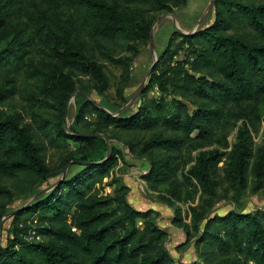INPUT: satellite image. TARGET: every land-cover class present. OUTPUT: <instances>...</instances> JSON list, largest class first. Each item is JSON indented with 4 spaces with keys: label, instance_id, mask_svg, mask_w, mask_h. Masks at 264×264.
<instances>
[{
    "label": "trees",
    "instance_id": "1",
    "mask_svg": "<svg viewBox=\"0 0 264 264\" xmlns=\"http://www.w3.org/2000/svg\"><path fill=\"white\" fill-rule=\"evenodd\" d=\"M57 1L66 12L63 24L35 20L25 38L0 49V101L18 94L30 119L24 126L0 114V177L15 191H28L67 174L12 214L0 264H264L263 209L211 213L221 191L237 203L264 188V133L258 144L253 138L264 129V1L215 0L210 25L172 33L135 110L115 114L127 102L121 85L115 109L77 93L68 129L66 103L76 90L71 71L88 75L98 94L108 90L101 61L127 71L130 59L111 51L148 39L154 13L187 0ZM38 41L53 62L31 64L19 88L2 87ZM184 46L183 58L173 60ZM86 124L93 128L77 130ZM112 140L146 159L140 177L174 208L173 222L192 240L196 259L175 260L157 212L130 204L129 186L113 172L124 157ZM12 194L0 184V198ZM177 203L187 205L189 222H182ZM7 211L0 202V217ZM33 230L41 239L27 240Z\"/></svg>",
    "mask_w": 264,
    "mask_h": 264
},
{
    "label": "rangeland",
    "instance_id": "2",
    "mask_svg": "<svg viewBox=\"0 0 264 264\" xmlns=\"http://www.w3.org/2000/svg\"><path fill=\"white\" fill-rule=\"evenodd\" d=\"M209 2L210 0H187L184 5L173 7L170 10L155 12L148 39L145 41L134 40L130 42L128 50L117 48L115 51H111L115 52L116 57L119 56L130 59L131 63L127 71H124V69L119 66L112 65L107 60L101 61L110 83L109 89L103 91V93L98 94L94 81L88 75H82L71 71L76 90L70 95L66 103V128L68 129L69 125L74 120L77 109V93L106 107V109H115V105L117 104L115 92L117 87L121 85L123 86L124 96L127 100L122 110L127 109L126 112L135 110L138 96L149 82L151 73L159 62V56L168 45L172 33L178 32L183 34L182 32L196 31L210 25L214 21L215 0L210 9H208ZM65 17L66 12H61V7L57 0H0V49L14 45L15 40L25 38L26 34L32 30V25L35 20H38V22L45 20L50 24L52 19L55 20L56 24H63ZM235 26L236 25H234L233 28H235ZM233 28H231L230 31H233ZM185 48L186 46L173 57V60L182 59L186 53ZM154 60H156L155 65L149 72V68ZM51 62H53V60L49 57L46 45L38 41L34 46L29 47L27 53L24 54L20 72H8V74L5 75L6 79L2 87H21L25 80V72L32 68L31 64L47 67ZM125 74H127V78L124 80L123 77ZM143 81L144 85L141 91L138 93V96L132 100ZM122 82H124V84ZM24 106V101L18 94H15L0 101V114L15 117L19 120L20 124L28 126L30 119L26 114ZM122 107L118 108V110ZM90 117L91 116L88 115V118L92 121L93 118ZM92 128L93 126L86 124L78 126L77 130L86 132ZM235 132L236 130L229 136L230 143L234 141ZM263 133V125L259 126L258 131L253 132V138L257 144L263 140ZM112 141L115 146L120 147V152L124 157V161L123 159H119L113 172L121 177L124 183L129 186L127 199L130 204L139 210L154 208L153 210L157 212L154 214L156 224L167 232L164 246L175 260L190 261L194 259L195 253L192 240H188L182 224L173 222L175 214L174 208L171 206L169 208L164 203L158 201L155 197L156 193L149 189L147 183L140 177V174L144 173V170H146L148 162L146 160L140 161L142 159L139 160V158L136 159L129 154L125 148L120 146L118 142L115 140ZM72 145L74 144L72 143ZM51 153L52 152L49 151L48 155ZM62 174L49 176L45 180H39L35 183L33 188L28 191H15L8 179L0 177V184L11 189L13 193L11 197L0 198V202L6 204V209L8 210L6 213L28 204L34 195L54 184L63 176ZM66 174L67 171L64 175ZM108 180L109 178H104L103 181L106 182ZM105 190L108 191V188H105ZM223 194V191H221L219 196L215 198L211 213L224 214L229 210H240L243 212L253 211L254 209L264 210V188L257 192L247 191L237 203H234L227 196H223ZM176 206L180 207L178 212L183 218L182 222L186 223L187 205L177 203ZM157 208L160 209L157 210ZM6 213L0 217L1 246L7 244V239L11 237L12 231V215L6 216ZM26 216L24 215L21 219ZM21 219L20 221H22ZM186 220L188 221V217ZM33 233H35L34 230L31 231V235ZM194 234V232H191V235ZM26 238L27 240L41 239L39 236H34V234L33 237L28 235Z\"/></svg>",
    "mask_w": 264,
    "mask_h": 264
},
{
    "label": "water",
    "instance_id": "3",
    "mask_svg": "<svg viewBox=\"0 0 264 264\" xmlns=\"http://www.w3.org/2000/svg\"><path fill=\"white\" fill-rule=\"evenodd\" d=\"M213 1H214V0H210V2H209V4H208V9H210V8L212 7V3H213ZM193 31H195V30H192V31H189V32H182V33H183V34H189V33L193 32ZM155 61H156V60H154L153 64H151V66H150V68H149V72L153 69V67H154V65H155ZM143 85H144V81L142 82L141 86L139 87L137 93L135 94V96L133 97L132 100H134V99L138 96V93L141 91ZM127 104H128V103H127ZM124 107H125V106H123L121 109H119V110L116 112V114L119 113ZM65 126H66V125H65ZM104 139H105V142H106V145H107V153H106V154H107V156H108V155L110 154L109 142H108V139H107L106 137H104ZM65 171H66V170H64V172H63V174H62L63 176H64ZM58 182H59V180L56 181L54 184H52V185L48 186L47 188H44L43 190H41L40 192H38L36 195L33 196V198L31 199V201H33L34 199H36L37 197H39L40 195H42L44 192H46V191H48L49 189H51L52 187H54V185L57 184ZM31 201H30V202H31ZM30 202H29V203H30ZM29 203H28V204H29ZM26 205H27V204H26ZM26 205H24V206H26ZM19 209H21V207L15 209V210H12V211H10V212H8V213H6V216H8V215H9V216L12 215L14 212H16V211L19 210ZM0 246H1V243H0Z\"/></svg>",
    "mask_w": 264,
    "mask_h": 264
},
{
    "label": "crops",
    "instance_id": "4",
    "mask_svg": "<svg viewBox=\"0 0 264 264\" xmlns=\"http://www.w3.org/2000/svg\"><path fill=\"white\" fill-rule=\"evenodd\" d=\"M137 159V158H136ZM140 159H142V160H140ZM139 160L140 161H144V160H146V159H144V158H139ZM147 168H148V165L146 166V170H144V173L147 171ZM142 174V173H141ZM159 201V200H158ZM161 202V201H160ZM161 203H164V202H161ZM166 206H168L169 208H170V206L169 205H167L166 203H164ZM159 205H162V204H159ZM136 209H138V208H136ZM154 209V208H153ZM158 209H160V208H157V210ZM187 218H185V222H189V218H188V221L186 220ZM195 253V252H194ZM194 259H196V254H195V258ZM194 259H192V260H194ZM192 260H190V261H192ZM186 262H188V261H186Z\"/></svg>",
    "mask_w": 264,
    "mask_h": 264
},
{
    "label": "built area",
    "instance_id": "5",
    "mask_svg": "<svg viewBox=\"0 0 264 264\" xmlns=\"http://www.w3.org/2000/svg\"><path fill=\"white\" fill-rule=\"evenodd\" d=\"M31 237H33V234L32 235H30Z\"/></svg>",
    "mask_w": 264,
    "mask_h": 264
}]
</instances>
